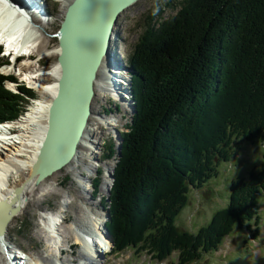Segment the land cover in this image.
<instances>
[{"label":"trees","instance_id":"obj_1","mask_svg":"<svg viewBox=\"0 0 264 264\" xmlns=\"http://www.w3.org/2000/svg\"><path fill=\"white\" fill-rule=\"evenodd\" d=\"M167 1L165 7L174 9L175 0ZM178 6L181 10L165 20L151 16L148 37L127 56L137 121L131 139L122 134L125 142L104 207L113 251L132 249L159 262L175 254L177 264H189L232 230L242 231V202L215 213L212 234L202 228L190 237L175 219L190 189L203 187L218 175L220 164L241 154L242 113H264L249 103L255 98L264 105V0H180ZM6 79L0 76V124L23 116L25 102L37 97L23 84L15 87L18 93L6 89ZM106 148L105 160L115 152L109 144ZM259 151L260 158H247L245 174L230 183L242 201L253 182V208L255 195H262L255 190L256 178L264 175V149Z\"/></svg>","mask_w":264,"mask_h":264},{"label":"rangeland","instance_id":"obj_2","mask_svg":"<svg viewBox=\"0 0 264 264\" xmlns=\"http://www.w3.org/2000/svg\"><path fill=\"white\" fill-rule=\"evenodd\" d=\"M160 1L161 0H140L123 12L117 21L116 31L114 30L115 35L113 34L115 36L113 40H117L114 44V48L117 49V53H114V56L115 54L118 56V64L120 61H123L121 66L122 69L127 72V76L132 77L133 75L129 71L130 67L128 65L127 56L134 49V45H139V43L141 44L143 42V36L148 37L149 34L145 33L148 31L147 24L150 22L149 18L151 16L156 17L159 15L157 16L158 19L165 20L168 17L176 15L181 10V7L178 6V2L180 0H175L173 3L174 9L165 7L168 3L167 0H162L161 3ZM41 2L46 6V12L49 14L47 15L48 18L44 19L46 22L42 25H40L41 21H38V27L35 26L34 28L28 29L30 30V33L33 34V37H35V44L37 47L34 48V46H31L29 43L22 46L20 50L21 52L19 49L17 52L15 49L10 48L13 54L9 56V58L4 55L0 56V63H2V67H0V75L6 76L8 82L5 83V87L7 89H11L14 93H18V90L15 87L20 88L22 84L27 89L32 88L34 91L36 90L34 89V86H31L27 82L25 78L26 76H32V72L34 70H30L28 72L23 71L20 69L22 64L26 63L34 65L36 69L46 72L57 62L58 57L53 55V51L58 48V38H56V34L58 33L59 26L64 18L67 6H62L60 3H57L55 6L54 4L59 2V0H41ZM0 11V14L5 15V10ZM43 12L45 11L43 10ZM39 18H42V15H40ZM1 29L9 31L8 28ZM26 34L27 32H24L17 43L24 40L22 37L26 36ZM9 41H13L11 43H15L16 39H9L7 36L0 38V44L6 45L4 46L5 50L6 48H9L7 45ZM45 53L48 55L49 53L51 54L45 57ZM30 54L33 55L31 60H28V58L25 57L20 60L17 66L13 67V57L15 55L29 56ZM6 70L8 73L5 72ZM48 82L51 81L49 80ZM122 86L125 87L124 85ZM127 89L130 92V86H128ZM181 89L186 91V88L183 86ZM178 92L180 91L178 90ZM35 93L37 96L35 100L25 102V113L16 121H19L22 117L27 116V114L33 111L34 104L40 100H49V95L41 94L40 92H37V90ZM108 97L109 96L105 93L97 92V95L94 98L93 106L95 107V117L90 119V124L88 125L90 132L88 131L89 134L86 136L87 143L82 142L80 144L79 153L81 156L78 161L72 162L73 165L77 167L73 168L69 165L66 166L58 173L49 177V179L47 178L40 185H35V183H33V192L28 191L29 193H26V202H22V208L24 207L22 213L17 217H14L12 222L8 225V241L6 245L10 248L11 255L4 256L3 254H0V264H20L21 262L22 264H36L35 259H40L41 262L45 259V261L48 262L49 259L46 258H58L56 255L57 248L54 249V251L52 250L48 256H45L49 249H47L45 236L41 234V230H43L46 226H49V223L45 222V224L42 225L40 219L45 213L53 212L55 210L59 211V205L62 199L66 200V216L64 218V222L59 227L60 236L62 238L60 245L63 247V253L58 258L60 262H68L69 264L80 263L79 260L84 249L82 245L85 244L79 239L80 243H78L73 238V234L70 231L71 229L77 230L79 225L81 227L83 224L90 222L91 219L92 224L96 226L101 219H103L104 223L109 221V217H106V214L101 208H104L103 204H105L102 200L107 199V192L102 189V185L105 181V174L110 173L115 179V170L118 166L125 142V138L122 134H127L126 136L131 139V129L137 120L135 117L136 112H132L133 101L130 97L127 96L128 101L131 103V108H129V110L123 109L121 107V102L115 101L113 103L112 98ZM125 99L126 98L124 97V100ZM249 103L258 104L260 108H264V105L258 99H250ZM258 112L249 110L248 112L242 113L244 116H241V121L239 120L238 126L239 129H237L239 133L241 130L244 132L240 133V136L245 137L247 143H252V150L257 149L255 145H258L261 148L264 146V113ZM226 113H228V111H226ZM97 115L102 116V118L104 116L111 120L114 127L108 128L105 124L101 123L103 120L100 121L99 119L102 118ZM243 118H246V123ZM226 119L237 122L233 117H227ZM245 126L253 127H251L249 131H244L243 128ZM10 128L13 129L14 132L16 131L14 128ZM115 133L120 134V142L118 141V137ZM2 137H4V135L0 136V138ZM89 137L92 142H89ZM243 140L244 139H242L240 144L243 143ZM89 143H92V148L89 150L82 146V144L86 145ZM108 144L113 150H116V154L114 152L113 156L105 160L104 155L109 154L110 151V149L108 150L106 148ZM118 146H120L119 155L116 149ZM248 155L250 154H247L246 156ZM240 156L243 157L245 155L242 154ZM245 165L246 161L242 160L237 167H244ZM73 169L81 171L82 176L86 179V183H82V180L78 181L71 175L73 173ZM232 172H235L234 174L237 173L235 169H232ZM19 175L20 174L17 172L12 173L10 181ZM232 176L233 174L221 170L217 180L212 185L198 190L190 189V203L185 206L186 208L177 218L178 227L189 234V232L196 233L198 229L203 226L202 228H206V231L212 234L213 227L211 225L212 223L209 222H211L215 213L225 206L227 192H229L227 189L229 187L231 189L233 188L228 185ZM76 181L80 182L82 187ZM112 185L113 183L111 184L110 182V186L107 191L112 188ZM233 201L235 203L236 199L233 198ZM260 209L264 210V203ZM21 225L22 228L20 227ZM90 226L91 227L83 230L87 236L92 234V225L90 224ZM89 230H91V233ZM20 249L22 252L18 253ZM100 250L103 249L100 247ZM207 253V255L202 254L203 258L193 264H237V261H242L244 257H247L246 264H252V257L254 254L256 261L264 264V227L261 226V231H253V234L245 231L238 237L236 236L234 240L232 237H227L217 252L211 253V250H209ZM102 256L103 258L98 264H147L146 262L143 263L138 261L132 249L126 250L123 254L117 257L110 255V253L105 256L103 254ZM172 261H175V258ZM172 261H169L167 264H173ZM253 264L256 263L253 262Z\"/></svg>","mask_w":264,"mask_h":264},{"label":"bare ground","instance_id":"obj_3","mask_svg":"<svg viewBox=\"0 0 264 264\" xmlns=\"http://www.w3.org/2000/svg\"><path fill=\"white\" fill-rule=\"evenodd\" d=\"M72 1L73 0H59V2H56V4L60 3L62 6L68 7V5ZM38 3H39V5H38ZM130 7H132V6H130ZM0 10L6 11V13L4 12L5 15L0 14V29L1 28H8L9 29V31L5 30V29H1L0 30V38L7 36V38H9V39H11V38L16 39L15 43H11L13 41L8 42L7 45L9 48L8 49L6 48V51L7 52L10 51L11 50L10 48H12L18 52V49L20 51L22 46H24L25 44H29V43L31 44V46H34V48H36L37 46L35 44V37H33V34H31L30 30H28V29H31V28H34L35 26H37L38 21H41L40 25H42L43 23L46 22V20L44 21V19H47L48 18L47 15H49V14L46 12L45 5L43 3H40L39 0H0ZM43 10L45 12H43ZM40 15H42V18H39ZM119 17H118V19H119ZM41 19H43V20H41ZM26 20L28 21V23ZM63 21H64V18H63L62 22ZM93 24L94 23H92V25ZM116 27H117V23H116V26L113 27V34H114V30L116 31ZM59 30H60V26L58 29V33L56 34V38H58ZM24 32H27L26 36L22 37V39H24V40H21L20 43H17V41L21 38V36L23 35ZM82 35H84V38L81 37ZM76 39L80 40V41H84L87 45L91 43V41L87 38V31L84 33V28H82L81 31L79 30L77 32ZM113 39H114V37H113ZM115 41H117V40H115ZM2 45H3V47L6 46L5 44H2ZM113 45L111 46V51H110L111 56H110V52H109V55H107L106 58L109 60L111 65L113 64L115 66V69L114 70L111 69V70H113L112 71L113 77L116 78L115 83L117 85H119V84L125 83V80L123 78L127 77V72L119 67V65L117 63L118 56L116 59V57L114 56L113 50H112ZM50 54L51 53H49V55ZM59 54H60V49L58 46V48H56L53 51V55L58 57ZM44 55H45V57L49 56L47 53H45ZM32 56L33 55L30 54L28 56V60H31ZM118 61H119V59H118ZM122 62L123 61L119 62L120 65ZM20 69L23 71H27V72L30 70H34L32 72L33 73L32 76H28V77L26 76L25 77L27 82L31 86H34V89H36L37 92H40L41 94L49 95L48 101H41L40 100L39 102L34 104V110L31 111L29 114H27V116L22 117L19 121H16V122L13 121L11 123L5 124V126L0 127V133H1L0 136L4 135V137L0 138V200L12 197L14 190L17 187L23 185L22 195L19 197L13 195L14 203L16 205L20 204L22 206V204H23L22 202H26V193L28 191H32L33 190L32 188L34 187L33 183H35V180L27 181L25 184H23V183L28 179V175H30L32 165L34 164V162L37 158L40 146L42 144V141H43V138L45 135L46 125H47L48 108L51 104L52 99L55 97V95L58 91V80H59L60 75H61V69H60V66L58 64V61L50 69H48L46 72H43L40 69H36L34 65H29L26 63L22 64ZM109 69L110 68L107 64V61H104V63L99 68V71L97 73L96 82H95L97 89L101 93L107 94L109 96L108 98H110L111 97L110 94L113 93L111 91L112 90V85H111L112 79H109L110 90L107 89L108 86H105V82L102 83L100 81L103 80V77L101 75L104 74V71H106V70L108 73ZM5 72H7V70ZM108 74H110V73H108ZM49 80L51 82H48ZM117 93L118 92H115V94H113L112 98L114 100L116 99V101L119 100L121 102V107L123 109L129 110V108H131L130 107L131 106L130 101H128V99L124 100V94H121L120 95L121 97L119 98V95ZM33 100H35V99H33ZM123 104H125V105H123ZM92 110L94 111L95 107ZM132 112H135V111L132 110ZM97 116L102 118V116H100V115H97ZM94 117H95V111L93 112L90 119L94 118ZM110 117H112V116H110ZM99 120L100 121L103 120V121H101V123L105 124L108 128L114 127V124H112L111 120L107 119L104 116L102 119H99ZM89 124H90V120H89ZM10 127L14 128L16 131L14 132L13 129H11ZM250 127H253V126H250ZM237 129H239V128H237ZM243 130L246 131L244 128H243ZM88 131L90 132V128L87 126V128L84 131V134L82 136V139L80 141V144L82 142L87 143L86 136L89 134ZM240 133H244V132L241 130ZM115 134L117 135V133H115ZM90 137L88 138L89 142H92V141H90L91 140ZM91 145H92V143L91 144L89 143L86 145L82 144V146L85 147V149H87V150L92 148ZM80 156L81 155L78 151L76 157L70 162L69 166L73 167V168L77 167V166L73 165L72 162L78 161ZM70 167H69V169H70ZM15 172L19 173L20 175L10 181V177H12V173H15ZM88 173L90 174L89 171H88ZM54 174H56V173H54ZM71 175L74 176L78 181L82 180L81 181L82 183H86L85 182L86 179L84 178V176H82L80 170L73 169V173ZM105 175H106L105 181L102 185V189H103V191L107 192V189L110 186L111 179H110V173H107ZM256 179L258 181V185L255 186V190H256V192L261 194L264 191V187H263L264 175L263 176L260 175ZM77 183L80 184V186L82 187L80 182H77ZM65 197H66V195H65ZM109 199H110V197L107 196V200H102V201L109 204ZM65 201L66 200H63V199L60 201V205H59L60 210L58 209L59 211L55 210L53 212L45 213L44 215L42 214L43 216L40 219L42 225H44L45 222L49 223V226H46L43 230H41V234H43L45 236V240L47 243V245H46L47 249H49L47 251L48 253L45 254V256H48L49 253H51L52 250L54 251V249H56V248H57L56 255L58 258L63 253V247H62V245H60L62 242V238L60 236L59 227L64 222V218L66 216ZM102 201H101V203H102ZM104 205L105 204H103V206ZM101 208L103 209L104 213L106 214V217H109V215H110L109 211H108L109 208L108 207L107 208L101 207ZM62 216H63V218H62ZM79 219H81V218H79ZM12 220H11V222H12ZM90 224L92 225V228H91L92 234H90V236H87L83 230L88 228V227H91ZM105 224L106 223L103 222V219H101L96 226V225L92 224V219H91L90 222L83 224L81 227H80V225L79 226L77 225L78 226L77 230H75V229L70 230L73 234V238L78 243H80L79 242V240H80L81 242H83L85 244V245H82L84 247V249H83V253L80 257V260H79L80 263L79 264H98L101 262V259L103 258V256H102L103 254L105 256L106 254L110 253V255L114 256L115 251H113L114 250L113 239H112L111 235L109 234L108 230L106 229L107 227ZM96 227H97V230H96ZM8 229H9V227H8ZM8 229L5 233V235L2 238H0V254H3L4 256L11 255L10 254L11 250L6 245V243L8 241V236H7L8 235ZM91 230H89L90 233H91ZM101 233H103V234H101ZM80 235H81V237H80ZM209 243L214 244L212 240H210ZM220 246H222L221 243H219V245L213 249L212 253L217 252L219 250ZM100 247L103 250H100ZM19 251H18V253L22 252L21 249ZM125 251L126 250H124L123 252H125ZM23 253H24V251H23ZM134 253H135V251H134ZM135 256L137 257L138 261H140V262H143V259H149L150 258V260H149L150 262L148 261L149 264H155L152 261L151 256L147 255L146 253H143V254H141V253L136 254L135 253ZM58 258L57 259L46 258V259H49L48 262L45 261V259L43 262H41L40 259H35V263L36 264H60V263L69 264L68 262H60L58 260ZM21 260H22V258H21ZM20 264H22V262Z\"/></svg>","mask_w":264,"mask_h":264},{"label":"water","instance_id":"obj_4","mask_svg":"<svg viewBox=\"0 0 264 264\" xmlns=\"http://www.w3.org/2000/svg\"><path fill=\"white\" fill-rule=\"evenodd\" d=\"M138 1L140 0H73L66 8L58 35L60 54L57 61L61 69L58 91L48 108L45 135L37 158L23 184L35 180V185H40L54 173L68 166L76 157L84 131L94 112V98L97 92H100L95 82L104 61H107L110 74L107 70L104 71L101 75L103 80L100 82H105V86L110 90L109 79H112L113 93L110 98L115 92H118L119 98L124 93L122 84L115 83L116 78L112 72L115 66L111 65L106 57L110 47L115 44L113 27L116 26L118 17ZM82 28L84 33L87 31V38L91 41L88 45L76 39L77 32ZM81 37L84 38V35ZM114 46L113 53H117ZM115 57L117 59L116 54ZM118 65L122 68L120 63ZM123 79L125 84L130 86L129 80ZM125 93L131 98L128 90ZM115 101L116 99H113V103ZM134 111L136 112L135 106ZM117 137L120 142L119 133ZM116 149L119 155L120 146ZM110 179L112 184V174ZM110 190L107 191V196H110ZM22 193L23 185L14 190L12 197L0 200V238L5 235L11 220L22 213V206L13 201V195L19 197Z\"/></svg>","mask_w":264,"mask_h":264}]
</instances>
